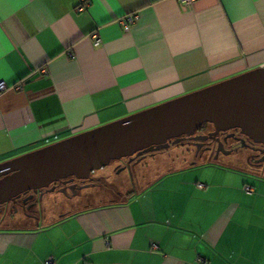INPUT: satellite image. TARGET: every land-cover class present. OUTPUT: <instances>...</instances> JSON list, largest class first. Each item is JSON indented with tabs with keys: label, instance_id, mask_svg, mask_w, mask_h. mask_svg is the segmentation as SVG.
I'll return each instance as SVG.
<instances>
[{
	"label": "crops",
	"instance_id": "obj_1",
	"mask_svg": "<svg viewBox=\"0 0 264 264\" xmlns=\"http://www.w3.org/2000/svg\"><path fill=\"white\" fill-rule=\"evenodd\" d=\"M80 3L0 0V162L264 66V0ZM189 162L0 222V264H264V178Z\"/></svg>",
	"mask_w": 264,
	"mask_h": 264
},
{
	"label": "water",
	"instance_id": "obj_2",
	"mask_svg": "<svg viewBox=\"0 0 264 264\" xmlns=\"http://www.w3.org/2000/svg\"><path fill=\"white\" fill-rule=\"evenodd\" d=\"M203 123L216 131L239 127L264 143V66L1 161L0 205L69 176L88 179L113 160L127 159L123 169L130 171L137 156L165 149Z\"/></svg>",
	"mask_w": 264,
	"mask_h": 264
},
{
	"label": "flooded vegetation",
	"instance_id": "obj_3",
	"mask_svg": "<svg viewBox=\"0 0 264 264\" xmlns=\"http://www.w3.org/2000/svg\"><path fill=\"white\" fill-rule=\"evenodd\" d=\"M215 128L217 127L210 123H203L196 127L191 135L182 137L180 141L170 144L167 148L137 156L129 165L132 175L136 161L146 156L169 151L171 145H176L181 147V156H191L192 162L203 160L215 163L220 154L235 153L236 159L241 164L240 168L238 167L239 170L241 169L249 176L264 178V143L256 142L241 133L239 127H229L231 129L218 131ZM126 160L123 158L118 160L115 166L111 165L105 169L101 168L102 170L91 171L88 179L82 180L69 176L53 181L47 187L38 189L36 192L22 193L13 201L0 205V222H17L13 221V217L17 215L27 218L41 216L44 207L40 208L39 206L37 208V203L49 192L51 193L45 197L47 198L46 204L54 206L58 204L74 206L81 202L88 204L94 198L100 197L102 199L105 192L117 185L116 182H110L109 173H119L124 170Z\"/></svg>",
	"mask_w": 264,
	"mask_h": 264
},
{
	"label": "rangeland",
	"instance_id": "obj_4",
	"mask_svg": "<svg viewBox=\"0 0 264 264\" xmlns=\"http://www.w3.org/2000/svg\"><path fill=\"white\" fill-rule=\"evenodd\" d=\"M181 147H179V146H176V145H171L170 147H169V154L172 156V158H179V159H181V160H183V155L181 156V149H180ZM235 153H231V154H220L217 158H216V161H215V163L216 164H218V165H221V166H225V167H230V168H232V169H234V170H236V171H239V172H242V173H244L245 175H247V176H249L247 173H245V172H243V171H241V169L239 170V168H240V165L241 164H239V162H238V160L236 159V155H234ZM157 156V155H156ZM191 157V156H190ZM189 156H187V158H190ZM203 160H201V162H202ZM118 162V160H113V161H111L107 166H105L103 169H105V168H108V167H111V165L113 166H115L116 165V163ZM189 163H192V161L191 162H189ZM239 167V168H238ZM99 170H102V169H99ZM109 180H110V182H118V181H121V184L123 183V177H125V180H133V175H132V173L130 172V171H128L127 169H124V170H122V171H120L119 173H109ZM120 179V180H119ZM134 179H135V177H134ZM109 182V181H108ZM49 193H51V192H49ZM49 193H47L46 195H48ZM46 195H44L45 197H46ZM45 197H43L42 199H41V201H38V203H37V208H39V206H40V208L43 206L44 208V210H45V208L46 207H54V205H48V204H46V201H47V198H45ZM47 197H50V196H47ZM56 206V205H55ZM44 210H42V212L44 211ZM40 212V211H39ZM41 212V213H42ZM41 216H42V214H41ZM17 218L19 219V216H14L13 217V221H17ZM21 218V217H20Z\"/></svg>",
	"mask_w": 264,
	"mask_h": 264
},
{
	"label": "built area",
	"instance_id": "obj_5",
	"mask_svg": "<svg viewBox=\"0 0 264 264\" xmlns=\"http://www.w3.org/2000/svg\"><path fill=\"white\" fill-rule=\"evenodd\" d=\"M180 3L184 4L185 6H189L194 0H178ZM82 3H80L78 6H77V9H82L83 8V2H85V0H81ZM137 18V15L136 14H127L126 16L122 17L120 20H119V23L122 27V30L124 32H128L131 25L135 22ZM96 39H95V42H98L99 39L97 37V34L94 33L93 35ZM68 53V56H72V53L71 51H67ZM44 73L46 72L45 69L42 70ZM7 89V85L0 80V92L2 91H5ZM200 186H202V184H199ZM244 191L246 192H251L252 190V187L250 185H245L243 187ZM52 263V259L51 258H48L44 261V264H51ZM86 264H91V263H86Z\"/></svg>",
	"mask_w": 264,
	"mask_h": 264
}]
</instances>
